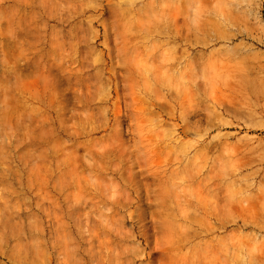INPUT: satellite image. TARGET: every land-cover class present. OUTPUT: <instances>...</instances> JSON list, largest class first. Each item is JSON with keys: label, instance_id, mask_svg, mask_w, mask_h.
I'll return each mask as SVG.
<instances>
[{"label": "rangeland", "instance_id": "374dc122", "mask_svg": "<svg viewBox=\"0 0 264 264\" xmlns=\"http://www.w3.org/2000/svg\"><path fill=\"white\" fill-rule=\"evenodd\" d=\"M0 264H264V0H0Z\"/></svg>", "mask_w": 264, "mask_h": 264}]
</instances>
